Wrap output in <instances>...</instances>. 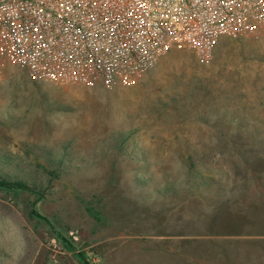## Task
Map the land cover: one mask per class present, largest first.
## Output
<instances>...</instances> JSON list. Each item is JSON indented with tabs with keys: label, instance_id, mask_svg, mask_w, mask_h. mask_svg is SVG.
<instances>
[{
	"label": "rangeland",
	"instance_id": "obj_1",
	"mask_svg": "<svg viewBox=\"0 0 264 264\" xmlns=\"http://www.w3.org/2000/svg\"><path fill=\"white\" fill-rule=\"evenodd\" d=\"M0 178L30 187L0 188V264H232L251 233L207 221L264 206V24L112 86L33 81L0 37Z\"/></svg>",
	"mask_w": 264,
	"mask_h": 264
},
{
	"label": "built area",
	"instance_id": "obj_2",
	"mask_svg": "<svg viewBox=\"0 0 264 264\" xmlns=\"http://www.w3.org/2000/svg\"><path fill=\"white\" fill-rule=\"evenodd\" d=\"M257 23L264 0H0V37L36 82H128L174 47L206 57Z\"/></svg>",
	"mask_w": 264,
	"mask_h": 264
},
{
	"label": "crops",
	"instance_id": "obj_3",
	"mask_svg": "<svg viewBox=\"0 0 264 264\" xmlns=\"http://www.w3.org/2000/svg\"><path fill=\"white\" fill-rule=\"evenodd\" d=\"M224 37L226 36L221 37L218 44ZM214 216L207 222L222 231L223 234L218 236L219 240L234 241L243 238V235L238 234L245 230L251 233L244 237L247 241L244 247L239 248L238 254L228 259L232 264H264V206L238 210L231 199L226 204L225 211Z\"/></svg>",
	"mask_w": 264,
	"mask_h": 264
},
{
	"label": "trees",
	"instance_id": "obj_4",
	"mask_svg": "<svg viewBox=\"0 0 264 264\" xmlns=\"http://www.w3.org/2000/svg\"><path fill=\"white\" fill-rule=\"evenodd\" d=\"M0 188L8 190H30V187L25 182L9 181L4 178H0Z\"/></svg>",
	"mask_w": 264,
	"mask_h": 264
}]
</instances>
